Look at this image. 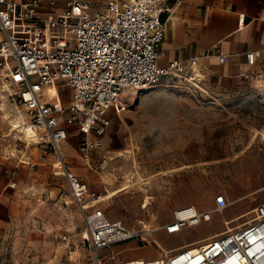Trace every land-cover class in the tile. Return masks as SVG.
<instances>
[{
  "label": "built area",
  "instance_id": "1",
  "mask_svg": "<svg viewBox=\"0 0 264 264\" xmlns=\"http://www.w3.org/2000/svg\"><path fill=\"white\" fill-rule=\"evenodd\" d=\"M170 9L169 0H107L100 10L86 0H66L58 10L44 9L42 0H0V92L12 88L14 101L27 118L13 128L33 130L36 142L53 152L55 169L65 177L84 222L80 236L89 264H136L133 259L117 261L118 253L106 258L102 253L130 242L157 246L154 236L159 229L170 235L209 222L229 203L218 194L213 209L179 207L161 227L143 223L134 229L96 207L100 196L93 197L87 184L70 171L61 151L67 126L75 125L82 135L79 150L90 163L110 124L108 112L124 109L125 91L147 90L165 76L184 72L178 61L167 67L158 62ZM258 54L247 51V62L254 64ZM224 60L219 54L218 61ZM258 77L254 79L264 81V70ZM56 83L70 89L68 103L56 91L51 99L44 98L46 89ZM251 212L250 220L235 227L223 221L225 230L200 246L163 250L161 264H264V203Z\"/></svg>",
  "mask_w": 264,
  "mask_h": 264
},
{
  "label": "rangeland",
  "instance_id": "2",
  "mask_svg": "<svg viewBox=\"0 0 264 264\" xmlns=\"http://www.w3.org/2000/svg\"><path fill=\"white\" fill-rule=\"evenodd\" d=\"M86 1L92 9L100 10L107 0ZM54 2L43 0V8L49 9V5ZM56 84V92L64 102L70 95L67 91L69 89L64 83ZM188 86L184 71L179 77H163L158 84L147 90L138 93L125 91L122 97L125 101L124 109L132 110L141 121L129 125L133 128L138 144L133 151L119 153L121 161L114 165L105 164L113 158H108L110 154L103 146L95 150L100 153V161L95 167L92 159L87 163L81 154L80 140L74 145L75 151L69 153L61 143V151L70 171L87 184L93 197L100 196L101 200L96 207L103 209L110 218L119 217L125 225L134 229L143 223L158 227L172 219L175 208L171 206V201L175 196L192 192L202 197L209 185L217 182L229 191L230 199L240 198V204L247 205L246 210L264 203V192L258 189L264 184V134L257 139L249 137L248 126L252 113H241L240 120H232L225 127H219V122L212 116L204 123L202 114L194 112L195 108L190 106L193 102L189 99L191 96H188ZM12 92V88L0 92V151L9 153L19 164H0L7 198L11 201L8 208L9 228H4L0 245V264H89V254L80 236L84 222L78 208L71 201L65 177L55 169L53 152L45 151L42 142L27 139L20 127L13 128L17 121L18 124L27 118L24 110L16 105ZM52 96L53 91L49 89L44 98L51 99ZM123 110L113 111L118 114ZM187 116L193 122L194 135L191 168H188L186 174L168 169L155 175L161 167L179 166L178 156H172L170 150L178 144L177 132L185 131V128L176 131L174 127L179 124L175 121ZM45 155H48L49 161L43 165L41 159ZM123 161L129 163L130 171L123 179L121 177L122 183L117 189L125 185H129V188L103 198L117 189L98 192L88 178L95 177L97 172L104 177V172L108 173L112 166L117 170ZM75 168L85 169L87 178L77 174ZM11 183L14 185L9 186ZM101 185H106L103 179ZM200 203L202 208L208 207L204 200ZM209 203L213 209L215 203L212 198ZM217 213L216 219L210 224L202 223L173 235L157 231L154 236L158 241L157 246H143L133 242L132 247L127 248V244H119L108 248L102 255L106 258L118 253L117 261L158 259L163 249L182 241L196 240L212 232L213 228L224 226L220 220L222 215ZM252 217L250 211L242 219ZM204 243L201 241L192 246Z\"/></svg>",
  "mask_w": 264,
  "mask_h": 264
},
{
  "label": "crops",
  "instance_id": "3",
  "mask_svg": "<svg viewBox=\"0 0 264 264\" xmlns=\"http://www.w3.org/2000/svg\"><path fill=\"white\" fill-rule=\"evenodd\" d=\"M54 1L53 4L49 5V9H60L66 0ZM169 5L171 9L167 18L165 35L158 48L159 65L167 67L173 61H178L183 65L189 85L187 87L189 90L188 96H191L189 99L193 102L190 106L195 108L194 112L202 114L201 118H203L204 123H207L212 116L219 122V127H225L232 120H240L241 113L250 112L252 115L248 126L250 130L249 137L257 139L261 135L263 136L264 81L255 80L254 78L259 79L258 75L264 70V0H169ZM247 51H257L259 53L252 65L246 60L245 53ZM219 54L225 56L222 63L218 61ZM57 88L58 84H54L48 87L46 91L52 89L54 92ZM69 90L67 91L70 92ZM69 101L70 95L67 99H64L65 103ZM108 115L111 122L102 136V146L110 154L108 157L113 158L105 163L111 166L120 160L119 153L135 149L138 142L135 134H133V128L129 125L135 121H141L134 116L132 110L124 109L118 114L110 110ZM175 123L179 124L174 127L176 131L179 128H185L184 132H177L179 134L176 136L178 144L175 149L170 150L172 156L175 154L178 156L179 166L177 164L174 168L161 167L155 175L162 174L168 169L186 174L188 168H191L193 161L192 144L194 142L193 122L187 116L181 117ZM67 132V137L62 144L64 145L63 149L69 153L75 151L74 145L81 140L82 135L77 132L75 125H68ZM184 133L185 135H183ZM188 145H191L189 150ZM98 155L100 156V153L97 151L92 154V164L95 167H97L96 163L100 161ZM48 161V155L41 159L43 165ZM5 163H12L16 166L19 164L9 153L0 151V164ZM118 169L116 170V167L112 166L111 170L108 171L109 175L104 172L103 177L101 173L97 172L95 177L91 176L88 179L93 182L92 186L98 192L115 190L122 183L121 177L123 179L130 171L129 163L123 161ZM74 170L80 176L87 178L85 169L75 168ZM253 174L254 171L251 172V175ZM98 175L99 177H97ZM102 179L106 184L104 187L101 185ZM217 183L210 184L205 191L206 194L202 197L195 196L192 192L177 195L171 201V206L177 209L193 205L201 211L210 210L212 209L209 203L210 199L212 198L214 201V195L219 193L223 194L229 202L220 212L222 217H220V214L218 215L220 220L229 221V224H233L231 227L250 220H243L242 218L255 206L249 208L250 210H246L247 205H241L240 198L230 199L229 191L224 187H220L219 182ZM258 189L264 192V184ZM192 191H194L193 186ZM112 192L106 194L103 198L115 195ZM7 195L5 181L0 174V245L3 242V230L4 228L8 230L10 223L8 208L11 201L7 198ZM201 200H204L208 207L202 208ZM216 214L218 213L212 214L209 222L203 223H213L217 217ZM108 218L110 217L108 216ZM118 218L111 217L110 219L120 220ZM224 230L225 225L216 229L213 228L212 232L201 238L182 241L163 250L173 252L192 246L194 243L217 236ZM158 232L168 235L162 229H159ZM132 245L133 242L128 243L127 248L132 247ZM160 255V257L165 256L164 252Z\"/></svg>",
  "mask_w": 264,
  "mask_h": 264
},
{
  "label": "bare ground",
  "instance_id": "4",
  "mask_svg": "<svg viewBox=\"0 0 264 264\" xmlns=\"http://www.w3.org/2000/svg\"><path fill=\"white\" fill-rule=\"evenodd\" d=\"M135 93H138V92H135ZM7 115V114H6ZM23 132H24V136L28 139V138H30V139H33V140H35L36 138L35 137H33V130H30L29 128H27V127H25L24 129H23ZM130 180V179H129ZM124 185V184H123ZM127 188H129V185H125L124 187H122V188H120V189H117V190H115V191H113L112 193L113 194H117V193H119V192H121V191H124V190H127ZM148 199V198H147ZM135 262H136V264H147L146 262L147 261H144V260H142V259H140V258H138V259H133ZM155 260H160L159 261V264H161L162 262H161V260H162V258L161 257H159L158 259H155ZM117 264H126L125 262H123V263H117ZM148 264H153V263H148Z\"/></svg>",
  "mask_w": 264,
  "mask_h": 264
},
{
  "label": "water",
  "instance_id": "5",
  "mask_svg": "<svg viewBox=\"0 0 264 264\" xmlns=\"http://www.w3.org/2000/svg\"><path fill=\"white\" fill-rule=\"evenodd\" d=\"M143 91V90H142Z\"/></svg>",
  "mask_w": 264,
  "mask_h": 264
}]
</instances>
